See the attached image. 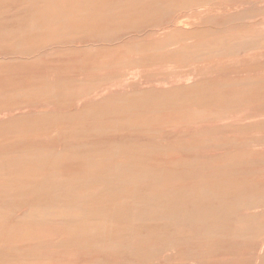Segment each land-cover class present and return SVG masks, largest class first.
<instances>
[{
  "label": "rangeland",
  "instance_id": "obj_1",
  "mask_svg": "<svg viewBox=\"0 0 264 264\" xmlns=\"http://www.w3.org/2000/svg\"><path fill=\"white\" fill-rule=\"evenodd\" d=\"M0 264H264V0H0Z\"/></svg>",
  "mask_w": 264,
  "mask_h": 264
},
{
  "label": "bare ground",
  "instance_id": "obj_2",
  "mask_svg": "<svg viewBox=\"0 0 264 264\" xmlns=\"http://www.w3.org/2000/svg\"><path fill=\"white\" fill-rule=\"evenodd\" d=\"M234 12H236V11H230V10H226L225 12H223V13H219V12H216V13H212V14H214V15H216V16H213V17H220V16H225V15H233L232 13H234ZM250 16H244V18H249ZM256 25H258L259 23L258 22H254ZM179 25H182L180 22H177L176 23V27L177 26H179ZM182 27H184L183 25H182ZM214 72V71H213ZM205 74V73H204ZM200 75H202V71H200L199 70V72L198 71H195V70H193V71H191L190 73H188V75L185 77V79H181V80H175V81H172V80H168V81H164V82H166V84H172V83H184V84H186V83H190V81H192L191 82V85H196V84H198L200 81H201V79H199L198 80V77H200ZM202 77V76H201ZM189 80V81H188ZM159 84H162V83H160V82H153V84H151V85H159ZM130 85V84H129ZM128 85V86H129ZM105 91H108L107 90V88H103V92H105ZM100 93V92H99ZM99 93H98V95H99ZM225 113H226V111H225ZM234 114H235V112H234ZM225 117V116H224ZM223 118V117H222ZM179 122V121H178ZM208 124V123H207ZM204 128V127H203ZM208 128V127H207ZM206 129V128H205ZM201 130H203V129H201ZM179 152V151H178ZM180 153V152H179ZM94 165V164H93ZM111 173H112V170H108V172L107 173H105V176H101L100 178H98V177H95V179H98L97 181H99V183H101V184H105V186H106V188L108 189V191H122L123 190V186H116V187H114V188H112V187H110L109 185H108V181L106 180V177H110V175H111ZM120 173V172H119ZM121 175H123L122 177H128V178H131V180L132 179H134V178H143V176L142 175H138V174H133V173H131V171H130V168H127V169H124V174H121ZM63 200V199H62ZM60 201V200H59ZM17 203V202H16ZM22 205V204H21ZM162 221V220H161ZM167 221V220H166ZM187 225V224H186ZM170 230V229H169ZM143 232V231H142ZM172 250V249H171ZM90 259V258H89ZM83 263V262H82ZM86 263V262H85Z\"/></svg>",
  "mask_w": 264,
  "mask_h": 264
}]
</instances>
